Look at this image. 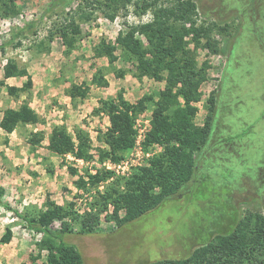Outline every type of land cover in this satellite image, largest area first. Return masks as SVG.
Listing matches in <instances>:
<instances>
[{"label": "rangeland", "instance_id": "1", "mask_svg": "<svg viewBox=\"0 0 264 264\" xmlns=\"http://www.w3.org/2000/svg\"><path fill=\"white\" fill-rule=\"evenodd\" d=\"M52 1L13 0L17 15H0V121L6 110L24 104L41 119L20 124L12 134L0 127V264H46L42 235L26 229L13 211L38 217L50 201L75 211L65 221L69 232L64 241L75 246L84 264L186 259L216 236L234 232L247 212L264 215V0H181L195 5L190 20L176 22L189 31L183 42L201 73L199 99L192 103L197 109L193 123L203 127L214 95L212 133L208 144L194 154L192 178L156 209L121 227L106 221L114 205L103 208L101 194L117 177L125 184L148 167L163 147H146L144 142L143 154L119 175L114 172L112 179L98 185L89 178L109 171V162L123 161L100 160L99 149L105 144L99 137L111 126L104 103L122 98L131 105L135 140L142 130L147 135L152 129L169 73L155 77L140 71L136 61L125 58L120 37L152 22L153 14L141 13L144 0H124L126 6L115 14L105 6L106 0H71L47 10ZM157 1L164 7L179 2ZM33 21L37 22L28 27ZM67 36L74 40L70 46L64 42ZM136 37L148 46L145 35L136 32ZM113 57L116 61L111 63ZM10 65L28 72L30 90L18 96L9 92L28 80L5 79ZM95 76L107 86L97 85ZM179 102L185 105L183 96ZM63 123L71 135L76 127L88 134L90 160L73 155L64 160L51 150L53 127ZM119 215L124 217L125 210ZM51 227L61 231L65 225L55 220ZM7 228L13 231V241L6 246L1 238Z\"/></svg>", "mask_w": 264, "mask_h": 264}, {"label": "trees", "instance_id": "2", "mask_svg": "<svg viewBox=\"0 0 264 264\" xmlns=\"http://www.w3.org/2000/svg\"><path fill=\"white\" fill-rule=\"evenodd\" d=\"M178 1L174 6L164 7L157 0H144V4L139 6L141 13L151 10L152 22L132 27L120 37L125 46V58L136 61L140 71L154 74L155 77L167 71L169 78L168 87L161 93V100L153 112L152 129L145 141L146 147L154 144L162 146L161 153L150 160L148 167L141 168L132 178L126 179L125 184H122V178L113 179L110 185L114 186L110 188L109 185L101 194L103 208L107 210L109 204L114 205V211L105 215L106 221L115 222L118 227L156 209L168 197L177 193L192 178L196 169L194 154L208 144L212 133L217 109L214 95L208 100V114L203 127L197 128L193 123L197 109L192 103L199 99L196 87L201 73L196 70L194 61L185 49L183 39L189 31L176 22L190 20L195 14V5ZM70 2L71 0H53L47 10ZM105 6L115 14L126 3L124 0H106ZM0 15L4 18L17 15L13 0H0ZM36 22L27 26H34ZM136 32L147 37L148 46L142 44L136 37ZM64 42L70 46L74 40L67 36ZM149 56L152 60L148 59ZM114 61L116 57L111 58V63ZM19 76L28 80L22 88H9V92L16 96L32 88V78L25 69L17 70L11 65L6 67L5 79ZM94 82L100 86L108 84L104 85V79L100 81L97 76L94 77ZM78 93L82 96L86 94L81 89H78ZM180 96L184 98V106L179 102ZM103 109L108 114L111 126L103 133L104 136L99 137L100 142L105 144V147L99 149L100 160L120 162L133 149L136 141L132 107L121 98L120 101L110 99L104 103ZM40 120L24 104L18 110H6L0 127L7 134H12L20 124H37ZM74 131V135H71L66 125L55 126L49 138L51 150L64 160L68 155L90 160L88 134L77 127ZM72 172L75 171L72 169ZM113 175L112 171H98L95 175H90L89 180L92 185H98L112 179ZM0 204H3L2 201ZM121 210H125L124 217L119 215ZM13 213L24 222L26 229L42 235L40 246L48 253L46 264H84L82 255L75 246L64 241V235L69 230L65 221L68 217L75 216V211L50 201L46 210L38 217L25 216L18 211ZM55 220L62 221L65 228L61 231L52 229L51 224ZM12 238L13 231L7 228L1 243L8 244ZM152 264H264V215L247 212L234 232L216 236L209 244L194 250L188 258L160 260Z\"/></svg>", "mask_w": 264, "mask_h": 264}, {"label": "built area", "instance_id": "3", "mask_svg": "<svg viewBox=\"0 0 264 264\" xmlns=\"http://www.w3.org/2000/svg\"><path fill=\"white\" fill-rule=\"evenodd\" d=\"M146 130H142L139 134L138 138L135 141L134 147L131 151L130 156H126V158L120 163V164H114L112 165L110 162L107 164V169L109 171L113 170V173L115 172L117 175L121 173L122 168H128V166H132L133 162L135 161V156L139 157L141 154H143L144 149V142L146 140ZM136 161H139V159H136ZM129 170V169H128ZM126 171H122V174L125 175Z\"/></svg>", "mask_w": 264, "mask_h": 264}, {"label": "crops", "instance_id": "4", "mask_svg": "<svg viewBox=\"0 0 264 264\" xmlns=\"http://www.w3.org/2000/svg\"><path fill=\"white\" fill-rule=\"evenodd\" d=\"M62 125H66L65 123H63ZM57 126H61V125H57ZM53 129H54V127H53ZM75 130V129H74ZM53 131V130H52ZM75 133V131H73V134ZM13 241V238H12V240H11V242ZM10 242V243H11ZM10 243H8V244H10ZM8 244H5L6 246L8 245Z\"/></svg>", "mask_w": 264, "mask_h": 264}]
</instances>
